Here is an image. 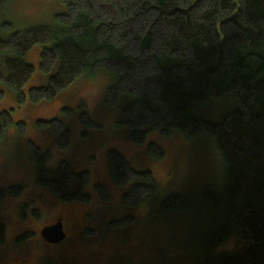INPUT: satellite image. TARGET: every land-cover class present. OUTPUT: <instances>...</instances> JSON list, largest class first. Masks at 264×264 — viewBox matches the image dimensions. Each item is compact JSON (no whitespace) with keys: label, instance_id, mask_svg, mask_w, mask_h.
I'll list each match as a JSON object with an SVG mask.
<instances>
[{"label":"trees","instance_id":"16d2710c","mask_svg":"<svg viewBox=\"0 0 264 264\" xmlns=\"http://www.w3.org/2000/svg\"><path fill=\"white\" fill-rule=\"evenodd\" d=\"M8 0H0V18ZM66 12L56 15L57 27L38 25L10 31L0 37V53H12L0 60V83L13 90L18 105L54 99L87 71L105 69L114 82L105 92L108 105L125 95L134 97L118 119V126L130 129L135 143H145L149 131L171 135L180 130L185 139L206 135L214 143L225 170L224 183L216 193H203L218 211V224L203 243L201 264H264V0H61ZM43 46L40 70L51 73L45 86L23 88L33 77L35 67L26 61L28 51ZM5 92L0 91V99ZM230 94L234 106L218 121L193 115L211 100ZM66 114H72L68 107ZM80 121L88 135L97 123L87 112ZM14 124L12 114L0 110V139ZM41 129L57 136L60 149L71 144L72 133L60 118L37 120ZM20 133L26 123L17 124ZM148 153L164 157L156 143ZM27 155L37 165L36 182L50 188L62 201L91 202L85 192L90 171L75 173L66 159L51 177L45 165L48 151L27 142ZM112 181L118 186L131 183L123 194L127 208L140 207L156 191L150 170L138 171L116 149L107 153ZM79 188L71 191L73 179ZM108 200L104 185L96 186ZM22 184L1 189L0 197H19ZM180 193L169 195L162 213L180 211L186 206ZM40 217L39 209L32 210ZM23 218L27 216L21 208ZM126 215L110 223L111 229L133 224ZM25 236H32L26 232ZM232 236L239 237L242 251L212 254V249ZM6 226L0 223V242H5Z\"/></svg>","mask_w":264,"mask_h":264},{"label":"rangeland","instance_id":"374dc122","mask_svg":"<svg viewBox=\"0 0 264 264\" xmlns=\"http://www.w3.org/2000/svg\"><path fill=\"white\" fill-rule=\"evenodd\" d=\"M65 12L66 6L61 0H8L0 18V37L10 34L4 28L5 22L12 23L15 30L38 25L55 29L56 15ZM42 49L43 46L37 44L26 56V61L35 67L33 77L23 88L27 95L31 88L45 86L58 67L51 73L40 70ZM5 56L12 57L13 54L0 53V60ZM114 79V75L105 69L89 70L54 99L37 104L27 101L21 106L17 103L16 93L0 83V91L5 92L0 99V110L10 111L14 120L0 139V191L13 185L24 186L19 197H0V223L6 226V241H12L23 232H31L33 235L27 239L29 243L34 242L35 247L51 255L61 249V244L50 245L35 240L40 237L42 227L64 217L67 230L75 240L81 236H105L116 250L114 264H201L204 240L219 219L218 211L203 193H216L224 183L221 156L208 136L198 135L188 140L180 130L171 135L149 131L145 143L133 142L130 129L118 126L117 122L134 97L125 94L115 105L105 101L106 89ZM233 106V98L228 94L197 107L193 115L218 121ZM65 107L70 108L72 114H66ZM83 112L97 123L86 136H83L85 128L80 121ZM53 118H60L72 133L67 148L60 149L57 136L36 124L37 120ZM21 121L26 123L24 134L16 125ZM28 140L49 152L45 165L51 170L52 178L58 176L57 169L63 159L75 173L90 171V183L85 192L91 196V202L62 201L50 188L38 186L37 165L27 155ZM151 142L163 149L164 157L149 155L148 144ZM110 149L121 152L136 170L153 173L156 191L140 207L127 208L122 204L123 194L130 189L131 183L118 186L112 181L107 166ZM99 184L106 187L108 200L101 198L96 187ZM69 188L71 191L79 188L77 178L71 181ZM173 193L182 194L187 205L180 211L162 213L163 201ZM21 208L27 213L25 218ZM33 209H39L40 217L34 216ZM126 215L135 217L133 224L110 228L111 221ZM239 237L232 236L212 249V254L241 252L244 246H236Z\"/></svg>","mask_w":264,"mask_h":264},{"label":"flooded vegetation","instance_id":"af4514ba","mask_svg":"<svg viewBox=\"0 0 264 264\" xmlns=\"http://www.w3.org/2000/svg\"><path fill=\"white\" fill-rule=\"evenodd\" d=\"M59 219H62L63 229L66 233L63 240L50 243L41 234L35 240L50 245L61 244L59 251L47 255L43 250L35 247L34 242L29 243L27 239L31 236H25L26 232H23L12 241L5 239V242H0V264H114L116 250L105 236H81L75 240V237L70 236L67 230L64 217L58 218L52 224H55ZM79 245H82L84 249L81 250ZM30 251H32L31 254Z\"/></svg>","mask_w":264,"mask_h":264},{"label":"water","instance_id":"95a60500","mask_svg":"<svg viewBox=\"0 0 264 264\" xmlns=\"http://www.w3.org/2000/svg\"><path fill=\"white\" fill-rule=\"evenodd\" d=\"M40 234L47 242L50 243L63 240L66 237V233L63 229L62 219H59L55 224L43 227Z\"/></svg>","mask_w":264,"mask_h":264}]
</instances>
